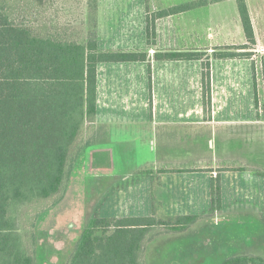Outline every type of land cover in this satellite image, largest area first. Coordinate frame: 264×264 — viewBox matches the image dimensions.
Returning a JSON list of instances; mask_svg holds the SVG:
<instances>
[{
	"label": "crops",
	"instance_id": "crops-1",
	"mask_svg": "<svg viewBox=\"0 0 264 264\" xmlns=\"http://www.w3.org/2000/svg\"><path fill=\"white\" fill-rule=\"evenodd\" d=\"M142 1L147 38L148 7L151 14L173 6L164 7L163 1ZM232 1L237 4L236 0H223L158 19L156 43L146 42L150 48L141 49L133 46L134 43L111 48L146 50L150 54L149 61L99 65L98 115L91 140L85 148V152L90 150L91 156L87 155L90 171L86 169L84 187L87 192L90 187L99 191L101 207L111 213L107 217L155 212L158 218L187 214H211L213 217L231 214L234 218L250 214L260 218L264 212V176L258 173L264 172V119L260 117L263 116V99L259 113V88L253 67L254 62L256 68H263L264 56L254 54L256 48H252L249 49L252 52L250 58L212 59L211 114L206 113L203 102L201 60L155 59L157 51L204 50L213 54L217 47L246 44L240 12L238 9L237 16ZM246 1L256 45H264L260 15V12L264 15V0ZM151 3L154 10H151ZM218 5L231 8V16L227 12V17H219ZM204 8L211 11L205 21L200 15ZM253 8L258 9V16ZM164 23H172L176 29L177 42L170 48H160L158 42L161 32H165L160 28ZM255 55L261 57L258 59ZM174 125L182 137H162L161 146L167 151L164 159L152 152L149 161H137L136 168H127L131 165L129 162L136 160L138 140L147 143L148 149L157 151L159 144L156 145L155 134L158 129ZM238 126H248L250 130L241 133L242 127ZM199 142L203 149L204 145L210 144L213 154L197 157L194 163L187 159L175 161V153L171 151L196 149ZM217 150L224 152L225 161L218 158ZM218 174L222 177L223 203L220 212H213L212 179ZM87 179H91L90 182ZM114 210H120V213L114 215Z\"/></svg>",
	"mask_w": 264,
	"mask_h": 264
},
{
	"label": "trees",
	"instance_id": "trees-1",
	"mask_svg": "<svg viewBox=\"0 0 264 264\" xmlns=\"http://www.w3.org/2000/svg\"><path fill=\"white\" fill-rule=\"evenodd\" d=\"M221 1L195 0L151 14L148 7V44L156 43L158 19ZM236 1L246 44L217 47L213 54L155 53L156 60L202 61L207 114L212 109V59L250 58L249 49L257 44L247 1ZM87 2L91 29L79 39L68 26L43 16L50 0H0V264L36 263V221L43 209L64 198L95 129L99 65L150 60L146 50L102 48L99 0ZM222 203L218 174L212 179L213 212H220ZM202 216H93L66 264H145V246L158 227L182 232ZM261 217L264 221V212ZM221 264H264V257L240 254Z\"/></svg>",
	"mask_w": 264,
	"mask_h": 264
},
{
	"label": "rangeland",
	"instance_id": "rangeland-1",
	"mask_svg": "<svg viewBox=\"0 0 264 264\" xmlns=\"http://www.w3.org/2000/svg\"><path fill=\"white\" fill-rule=\"evenodd\" d=\"M155 1H163L164 7H169L195 0ZM50 2L51 6L43 12V16L56 20L61 26H68L70 31L74 32L79 39L87 36L92 24L87 0H50ZM232 2L238 16L237 4L235 1ZM226 6H216L219 17H227L225 15L227 12L231 16V8L229 9ZM150 7L151 10H154L152 3ZM253 9L254 12L256 11V16H258V9ZM205 10H208V8H204L205 13L200 14L204 21L208 20L211 14V11ZM195 12L199 11L196 10ZM260 15L261 24L264 27V15L261 12ZM23 16H25L24 12ZM98 18H100L98 20V24H100V29L98 28L100 30L99 41L103 48H118L129 43H134L133 46H139L141 49L150 48L146 43L145 5L142 0H101ZM160 28L165 30V32H161L158 39L160 48L175 46L174 43L177 42L175 39L176 29L172 23H164ZM169 39L170 42H167ZM221 39L228 41L227 38L221 37ZM261 46L264 45H255V48H261ZM259 57L261 56L259 55ZM253 67L255 80L259 88V91H257L259 100L257 109L260 113V103L264 98V67L256 68L254 62ZM260 117L264 119V113ZM168 127L169 129H165ZM238 127H242L241 133L250 130L247 129L248 126ZM180 134L179 128L175 125L160 127L158 134H155L156 145L159 144L157 151L148 149L147 143L138 140L136 160L129 162L128 164L131 165H127V168H136L137 161L140 163L149 161L153 157L152 152H156L161 159H164L163 157H166L167 151L161 146L162 137L164 139L165 137L180 139L182 137ZM187 137L191 139L190 136ZM89 151V149L86 152L84 151L85 153L81 155L80 161L76 163L64 198L56 205L43 209L36 221L34 228L36 243L33 248L36 256L35 264H66L89 219L93 216L107 217L111 214L110 211L107 212L106 209L101 207L98 190L91 187L90 189L87 188L88 192L85 190L84 177L87 173L86 169L88 168V171H90V166L87 163V155L91 156ZM171 152L175 153L173 155L175 161L179 162L182 159H187L188 162L194 163L195 158L209 157L214 151L210 144L204 145L203 149L199 142L196 149H174ZM217 153L218 158L223 161L226 160L222 150H217ZM192 154L195 156H192ZM170 158L172 157L170 156ZM87 180L90 182L91 179ZM89 182L87 185H89ZM119 211L114 210L113 214H119ZM240 215L236 218L231 214L220 215V217H213L211 214L203 215L196 223L182 232L172 231V229L165 226L158 227L156 233L145 246V264H221L225 258L240 254H254L264 257V222L261 217H253L250 214Z\"/></svg>",
	"mask_w": 264,
	"mask_h": 264
},
{
	"label": "built area",
	"instance_id": "built-area-1",
	"mask_svg": "<svg viewBox=\"0 0 264 264\" xmlns=\"http://www.w3.org/2000/svg\"><path fill=\"white\" fill-rule=\"evenodd\" d=\"M254 51H255L256 54H260V55L264 56V48H256ZM260 65L263 66V64H260ZM261 112L264 113V98H263V101L261 103Z\"/></svg>",
	"mask_w": 264,
	"mask_h": 264
}]
</instances>
